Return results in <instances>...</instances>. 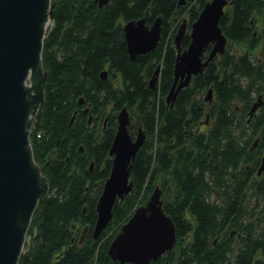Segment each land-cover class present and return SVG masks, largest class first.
<instances>
[{
  "label": "trees",
  "instance_id": "trees-1",
  "mask_svg": "<svg viewBox=\"0 0 264 264\" xmlns=\"http://www.w3.org/2000/svg\"><path fill=\"white\" fill-rule=\"evenodd\" d=\"M177 1L99 6L97 0H51L42 49L44 102L29 135L49 188L33 213L18 264H119L108 245L156 185L176 242L148 264H264V169L257 172L264 100L249 114L264 87V0H228L219 19L225 52L193 75L170 105L165 97L176 30L184 17L190 27L208 0L189 6ZM142 16L148 24L161 16V39L153 51L130 59L122 25ZM189 42L186 32L181 50ZM157 65L158 79L149 87ZM210 87L211 100H205ZM123 106L130 111L131 135L140 126L146 138L131 162V192L115 203L95 239L96 201Z\"/></svg>",
  "mask_w": 264,
  "mask_h": 264
},
{
  "label": "water",
  "instance_id": "water-1",
  "mask_svg": "<svg viewBox=\"0 0 264 264\" xmlns=\"http://www.w3.org/2000/svg\"><path fill=\"white\" fill-rule=\"evenodd\" d=\"M97 1L102 6L109 0ZM183 3L184 0L177 1V5ZM227 3L228 0H208L189 29L186 18L179 24L174 36L177 51L173 81L165 97L168 104L172 105L193 75L225 52L227 37L219 19ZM51 13V0H0V264H18L33 213L49 188L34 159L29 135L40 122L44 102L48 73L42 66V49ZM122 28L129 58L134 59L156 48L161 39L162 18L157 16L150 24L145 16L129 19ZM187 31L190 42L181 50L180 41ZM159 69L157 65L148 80L149 87L157 81ZM101 74L104 77L106 70ZM211 97L210 87L204 99ZM263 100L264 87L252 102L249 114ZM79 102H83L81 97ZM130 124V111L123 106L116 115V131L108 150L109 174L96 201L92 229L95 239L108 225L115 203L133 188L131 162L145 133L138 126L131 135ZM262 169L264 152L257 172ZM175 242V224L163 208L161 189L156 185L146 202L139 204L121 225L107 252L119 264H148L171 250Z\"/></svg>",
  "mask_w": 264,
  "mask_h": 264
},
{
  "label": "rangeland",
  "instance_id": "rangeland-1",
  "mask_svg": "<svg viewBox=\"0 0 264 264\" xmlns=\"http://www.w3.org/2000/svg\"><path fill=\"white\" fill-rule=\"evenodd\" d=\"M191 4H193V0H184V3L183 4H181V5H186V6H189V5H191ZM51 20H49V23H48V26L51 24ZM47 29H48V27H47ZM217 56V55H216ZM213 59V58H212ZM106 70V72H107V69H105ZM256 96V95H255ZM85 109V108H84ZM91 117V116H90ZM90 117H89V119H90ZM130 118H131V116H130ZM145 138H146V136H145ZM145 141V140H144ZM144 143V142H143ZM25 241L27 242V241H29V236H26V238H25Z\"/></svg>",
  "mask_w": 264,
  "mask_h": 264
},
{
  "label": "flooded vegetation",
  "instance_id": "flooded-vegetation-1",
  "mask_svg": "<svg viewBox=\"0 0 264 264\" xmlns=\"http://www.w3.org/2000/svg\"><path fill=\"white\" fill-rule=\"evenodd\" d=\"M184 18H186V17H184ZM186 20H187V18H186ZM187 23H188V20H187ZM188 29H189V25H188ZM188 29H187V30H188ZM187 32H188V31H187Z\"/></svg>",
  "mask_w": 264,
  "mask_h": 264
}]
</instances>
